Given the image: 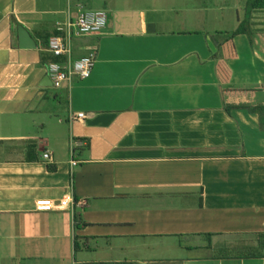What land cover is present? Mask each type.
<instances>
[{
  "label": "crops",
  "instance_id": "crops-1",
  "mask_svg": "<svg viewBox=\"0 0 264 264\" xmlns=\"http://www.w3.org/2000/svg\"><path fill=\"white\" fill-rule=\"evenodd\" d=\"M247 2L0 0L1 259L264 264V130L233 106L264 104V8L234 56L218 44ZM99 9L104 29L72 39L73 58L96 48L91 74L53 87L48 37Z\"/></svg>",
  "mask_w": 264,
  "mask_h": 264
},
{
  "label": "built area",
  "instance_id": "built-area-1",
  "mask_svg": "<svg viewBox=\"0 0 264 264\" xmlns=\"http://www.w3.org/2000/svg\"><path fill=\"white\" fill-rule=\"evenodd\" d=\"M107 22V12L104 9L83 10L74 19H69L66 23L58 25L59 34L48 38L46 50L52 55L62 57L61 61H49L46 70L51 78L53 87L61 88L70 85L74 77L86 79L94 67L96 60V48L90 47L88 52L80 57L72 56V39L75 36L100 33ZM85 114L82 112L70 115V119H83ZM74 141L70 142L71 165H75L74 160ZM44 159H51L49 152H44Z\"/></svg>",
  "mask_w": 264,
  "mask_h": 264
},
{
  "label": "trees",
  "instance_id": "trees-1",
  "mask_svg": "<svg viewBox=\"0 0 264 264\" xmlns=\"http://www.w3.org/2000/svg\"><path fill=\"white\" fill-rule=\"evenodd\" d=\"M258 8H264V0H248L247 4H246V8H245V16L243 18V20L240 21L238 27L230 33H219L225 36V38L220 39L221 41H219V47L221 48V53H224V55L226 57H231L234 56L235 54V48L234 45L231 43V39L234 35L238 34V33H245L249 36V38L251 39L252 37V33H251V29H250V24H249V18H250V14L254 9H258ZM14 22V21H13ZM15 23V22H14ZM49 38V37H48ZM47 45V44H46ZM40 58L41 61L45 64H47V62L49 61H61L63 58L62 57H57L52 55L51 53H47L42 51L40 54ZM219 79L226 80L224 82H227V79L229 78L228 74H227V70L224 69L219 63ZM222 72L221 76L220 73ZM229 86V83H227ZM226 84V85H227ZM235 108L240 107V108H246L248 109L250 112L256 113L258 116V121H259V126L262 130H264V104H259V105H247V104H238V105H233ZM232 107V106H231ZM228 111H230L228 109ZM27 157L26 159L28 161H34L38 159V155L37 152L35 150V145H29L28 147V151H27ZM76 214L74 215V217L76 218ZM259 242L261 245V249L260 252L258 253V256L264 258V233H260L259 234ZM252 255H255V253H253ZM103 264V263H102ZM119 264H138V263H132V262H128V263H119Z\"/></svg>",
  "mask_w": 264,
  "mask_h": 264
},
{
  "label": "water",
  "instance_id": "water-1",
  "mask_svg": "<svg viewBox=\"0 0 264 264\" xmlns=\"http://www.w3.org/2000/svg\"><path fill=\"white\" fill-rule=\"evenodd\" d=\"M18 43L22 48L36 47L35 41L31 37L30 33L21 25L18 26Z\"/></svg>",
  "mask_w": 264,
  "mask_h": 264
},
{
  "label": "rangeland",
  "instance_id": "rangeland-1",
  "mask_svg": "<svg viewBox=\"0 0 264 264\" xmlns=\"http://www.w3.org/2000/svg\"><path fill=\"white\" fill-rule=\"evenodd\" d=\"M3 245V247L5 248V244H1L0 243V246ZM1 259V258H0ZM4 262V263H3ZM19 261H14L12 260L11 258H8V259H1L0 260V264L3 263V264H21L20 262L18 263ZM28 263V262H25V264Z\"/></svg>",
  "mask_w": 264,
  "mask_h": 264
},
{
  "label": "bare ground",
  "instance_id": "bare-ground-1",
  "mask_svg": "<svg viewBox=\"0 0 264 264\" xmlns=\"http://www.w3.org/2000/svg\"><path fill=\"white\" fill-rule=\"evenodd\" d=\"M48 41V40H47Z\"/></svg>",
  "mask_w": 264,
  "mask_h": 264
}]
</instances>
